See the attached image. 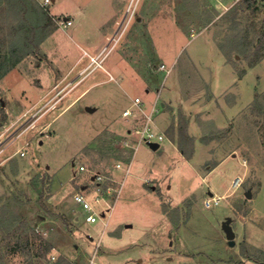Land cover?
Returning a JSON list of instances; mask_svg holds the SVG:
<instances>
[{"label":"rangeland","instance_id":"rangeland-1","mask_svg":"<svg viewBox=\"0 0 264 264\" xmlns=\"http://www.w3.org/2000/svg\"><path fill=\"white\" fill-rule=\"evenodd\" d=\"M49 1L31 6L54 31L0 78V264H264V0ZM22 19L0 0V63ZM109 25L93 69L84 51ZM81 55L88 68L65 77ZM144 90L159 95L155 128L177 147L190 144L179 127L192 138L190 159L167 140L135 150L141 113L122 111L135 97L149 111ZM95 173L122 183L105 227L73 199L93 197Z\"/></svg>","mask_w":264,"mask_h":264},{"label":"built area","instance_id":"built-area-1","mask_svg":"<svg viewBox=\"0 0 264 264\" xmlns=\"http://www.w3.org/2000/svg\"><path fill=\"white\" fill-rule=\"evenodd\" d=\"M242 0H234V3L240 2ZM49 0H44V3H49ZM71 22L68 20L65 25H69ZM110 42V39H109ZM104 49H102L98 54L96 55H89L86 52L84 53L89 58V64L90 67L93 65V69L95 68H101L102 66V59L104 57ZM87 66V68H88ZM159 70H163L166 72V74L169 73V69L166 68L164 64H161L158 66ZM158 95L155 97L153 102L151 103V107L149 111H144L141 108L142 101L139 97H135L132 100V104L130 107L125 108L122 111L123 117H129L134 116L136 111L140 112L141 117V124L138 125V127L133 128L130 130V133L134 135L137 138V144L134 147L135 149L140 143H150V142H156L160 144L164 139L165 135L159 131L156 130L153 122L154 115L158 112ZM30 119V118H29ZM126 143V140H125ZM117 169H124V167L121 166V164L117 163L115 165ZM85 167L83 165H79L77 167V172L84 171ZM129 173V167L125 168V175ZM90 182L93 184V197L90 198L89 194L86 192H76L73 195L74 203L75 205L80 209V215L79 217H82L83 221L85 223H95L98 220L102 222V225L105 227L107 225V221L110 218L111 212L113 210L114 203L116 199L118 198L122 183H119V186L112 187L109 184H106V177H104L101 174L95 173L90 176ZM240 180L239 177H236L234 180V183H238ZM219 201V198L217 197H210L208 199L204 200V206L210 207L212 204H217ZM98 247V244H97ZM90 263L93 262V259L91 258L89 260Z\"/></svg>","mask_w":264,"mask_h":264},{"label":"trees","instance_id":"trees-1","mask_svg":"<svg viewBox=\"0 0 264 264\" xmlns=\"http://www.w3.org/2000/svg\"><path fill=\"white\" fill-rule=\"evenodd\" d=\"M254 2L253 0H242L241 4H247ZM11 7H19L23 15V19L19 24V27L14 30L21 33L18 42L12 41L7 45V53L3 56V60L0 63V78L10 70L17 62L26 57V55L38 51L40 44L54 31L53 18L45 10H42L37 6L36 2H33L31 6V0H9ZM37 6L38 8H36ZM13 30V31H14ZM5 118L4 113L2 119ZM178 132L181 136L185 137L189 141V148L185 149L180 143H178V149L186 157L192 156V138L185 135V128L183 126L178 128ZM35 185V183H33ZM40 238L38 244V250L35 254L39 257H45L50 245Z\"/></svg>","mask_w":264,"mask_h":264},{"label":"crops","instance_id":"crops-1","mask_svg":"<svg viewBox=\"0 0 264 264\" xmlns=\"http://www.w3.org/2000/svg\"><path fill=\"white\" fill-rule=\"evenodd\" d=\"M112 25H109L108 26V28L107 29H105V30H103L102 32H100L99 34H98V37L96 38V41H95V43L93 44V46H92V48H93V52H96V54H98L101 50H102V48H103V46H104V41L106 40V38H108L109 36H110V34H112L113 33V30L114 29H112V27H111ZM91 46V45H90ZM84 52H86L87 53V51H84ZM89 54V53H88ZM95 54V55H96ZM84 55V54H83ZM84 58L82 57V55L79 57V58H77V59H75L73 62H71L70 63V65H68L69 66V69L68 70H66L65 72H66V76L65 77H67V76H72L73 78H75L76 76H78L79 74H80V72L85 68L86 69V66H87V64L86 65H84L80 70H76L77 68H79V64L82 62V60H83ZM94 70H92L91 72H93ZM106 71V70H105ZM107 72V71H106ZM91 74V73H90ZM232 85V84H231ZM230 85V86H231ZM230 86H228L227 88L229 89V87ZM226 88V89H227ZM145 91V95H144V97L145 98H147L148 99V101H149V99H151V102H153V100L155 99V97L158 95V94H154L153 95V93H152V91L151 90H144ZM224 91V90H223ZM222 91V92H223ZM169 93V92H168ZM169 95H170V93H169ZM159 96V95H158ZM182 98H183V96H181L180 95V97L178 98V101L179 102H181L182 101ZM162 101V100H161ZM169 101H170V99H169ZM165 103H168V100H166V102H161V104H162V106H163V108L165 107ZM151 104V103H150ZM169 105H170V107H172V102H171V104L169 103ZM165 112V114H167L168 115V113L166 112V111H164ZM165 120H166V118H165ZM165 120L163 119V122H165ZM168 122H169V115H168ZM167 120H166V122H167ZM167 122V123H168ZM165 125H166V123H165ZM165 125H162V126H160L159 127V125L157 124V129H158V131H160L161 133L163 132V127L165 126ZM165 140H167V141H169L171 144H173L176 148H177V151L179 152V149H178V147H177V145L175 144V143H173L170 139H168L166 136H165V139L163 140V141H165ZM162 141V142H163ZM161 142V143H162ZM138 147V146H137ZM159 147H160V144H159ZM158 147V148H159ZM157 148V149H158ZM156 149V150H157ZM136 150V149H135ZM135 150H134V152H135ZM134 152H133V154H134ZM180 153V152H179ZM133 154H132V157H131V161H130V163H129V171H130V166H131V162H132V158H133ZM180 155H181V157H183L185 160H188V159H190V158H185L184 156H183V154L182 153H180ZM210 170H212V169H210ZM126 176V175H125ZM91 181V180H90ZM85 186H82L81 188L83 189ZM112 213V212H111Z\"/></svg>","mask_w":264,"mask_h":264},{"label":"water","instance_id":"water-1","mask_svg":"<svg viewBox=\"0 0 264 264\" xmlns=\"http://www.w3.org/2000/svg\"><path fill=\"white\" fill-rule=\"evenodd\" d=\"M66 19V18H65ZM86 110L91 112L93 111V109L89 108V107H86ZM152 150H156L158 147H159V144L156 143V142H150L147 144ZM247 198L250 197V193L247 192L246 195H245ZM222 229L224 230L225 232V235H226V238H227V241H228V245L229 246H232L234 244V232H233V229L232 227L230 226L229 224V221L226 220L225 222L222 223Z\"/></svg>","mask_w":264,"mask_h":264}]
</instances>
